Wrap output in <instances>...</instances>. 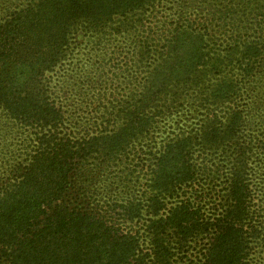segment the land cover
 I'll use <instances>...</instances> for the list:
<instances>
[{"label":"trees","instance_id":"16d2710c","mask_svg":"<svg viewBox=\"0 0 264 264\" xmlns=\"http://www.w3.org/2000/svg\"><path fill=\"white\" fill-rule=\"evenodd\" d=\"M161 1L0 0V264L256 263L264 0H183L172 31H127ZM80 27L79 70L128 44L54 78Z\"/></svg>","mask_w":264,"mask_h":264},{"label":"rangeland","instance_id":"374dc122","mask_svg":"<svg viewBox=\"0 0 264 264\" xmlns=\"http://www.w3.org/2000/svg\"><path fill=\"white\" fill-rule=\"evenodd\" d=\"M202 2L203 0L195 1V3H198L200 5L203 4ZM182 5H184L183 0H162L161 3L158 4L156 8V12L154 13V15H152L151 18L149 17L150 14L147 15L145 14L141 16L136 15L134 17H130V19H132L131 20L132 26H129L127 31H169V30L172 31V29L176 27V22L179 20L181 13L178 9V6H182ZM117 20H119L118 16L115 17L114 21ZM117 24L118 21L116 22L115 25L117 26ZM75 31H76L74 34L75 44L72 45V46L75 45V48L73 47L74 50L70 52L68 58L58 69V72L54 73V78L61 77V79H64L66 78L67 75V77L73 76L75 80H79L80 77L83 79L88 75L90 77L100 76L103 72H108V68L110 64L108 63V65H106L105 64L106 62H110V61H113L114 63L116 62L115 59L116 57H118L119 54L118 52L115 54L112 53V51L115 50L116 46L118 49H121L123 45L128 44L125 41L122 42L123 39L121 38L122 40H120L119 38L116 44L109 47L110 54L107 57L106 61H102L101 58V60L96 66H93L91 62L87 67H83V68L81 67V69L79 70V68L75 66L77 62L76 61L77 58H83V56H85V59L83 58V62H88V59L86 58H88V56H94L96 54V51L92 49V45H93L91 43L92 36L90 37V34L89 33L86 34L85 31H96V30H92V29L88 30L86 28L80 27ZM103 31H117V28L115 29L106 28L103 29ZM113 55L115 59L113 58L114 60H110V58H112ZM48 77L50 76L48 75ZM73 81L72 82L67 81L68 87L66 89L71 97L70 100L72 101V103H75L78 101V97L76 96H79L78 94L79 90L77 88V85H74V82L76 81L74 82ZM84 89H87V86L84 87L83 90ZM71 105L73 107V104H70V107ZM82 106L86 108L87 104H83ZM89 111L90 108L88 109L87 113H83V114L90 115ZM254 135H258V137L261 136V138L264 140V127L258 128L257 131L254 132ZM253 160H254L252 164L253 173L255 172V174L257 175L255 176L256 178L254 180L255 182L254 187H252L254 190V197H253L254 204H255V209L260 213L262 222L264 223V151H262L261 149L258 150L255 156L253 157ZM100 185L101 184L97 185V187H100ZM254 256L257 261L256 263L253 264H264V247L257 248V252L254 254Z\"/></svg>","mask_w":264,"mask_h":264}]
</instances>
